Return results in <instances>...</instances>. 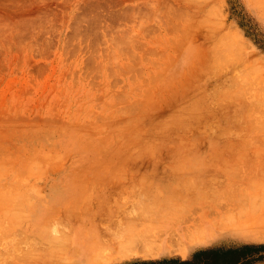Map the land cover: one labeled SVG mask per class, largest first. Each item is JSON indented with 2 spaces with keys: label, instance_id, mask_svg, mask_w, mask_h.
Here are the masks:
<instances>
[{
  "label": "rangeland",
  "instance_id": "rangeland-1",
  "mask_svg": "<svg viewBox=\"0 0 264 264\" xmlns=\"http://www.w3.org/2000/svg\"><path fill=\"white\" fill-rule=\"evenodd\" d=\"M189 1L0 0V264H264V0Z\"/></svg>",
  "mask_w": 264,
  "mask_h": 264
},
{
  "label": "trees",
  "instance_id": "trees-1",
  "mask_svg": "<svg viewBox=\"0 0 264 264\" xmlns=\"http://www.w3.org/2000/svg\"><path fill=\"white\" fill-rule=\"evenodd\" d=\"M249 249H247L246 247L242 248V249H236V250H228V251H210V253L206 254L205 258L202 262L201 261H180V262H176L178 264H249L251 261L253 260H246L247 257L246 255L249 253L248 251ZM254 253H259L260 251H264V248H254L252 249ZM248 251V253H247ZM221 253V254H219ZM213 254V258H210L209 256H211ZM204 256L203 254H200L199 256L196 257H202ZM261 256H259L256 259H259ZM209 258L211 259V262L209 263L208 260ZM242 260H244L243 262H241ZM141 264H153L151 263H147V262H141Z\"/></svg>",
  "mask_w": 264,
  "mask_h": 264
},
{
  "label": "bare ground",
  "instance_id": "bare-ground-1",
  "mask_svg": "<svg viewBox=\"0 0 264 264\" xmlns=\"http://www.w3.org/2000/svg\"><path fill=\"white\" fill-rule=\"evenodd\" d=\"M189 2H191V0H190ZM195 2H197V1H195ZM199 2H200V0H199ZM168 13H170V12H168ZM183 13L185 14L184 11H183L181 14H183ZM228 39H230L231 41L233 40V39H231V38H228ZM231 41H228V43H229V42L231 43ZM233 41H234V40H233ZM224 43H225V42H224ZM228 43H227V44H228ZM230 43H229L228 46L231 47L232 45H230ZM233 44H234V42H233ZM7 198H8V200H11V197H7ZM252 208H253V207H252ZM15 216H16V215H15ZM17 218H19V217L17 216ZM161 218H162V217H161ZM13 220H14V219H13ZM14 221H15V220H14ZM18 221H19V220H18ZM146 227H147V226H146ZM147 231H148V230H147ZM159 231H160V230H158V233H159ZM129 232H130V231H129ZM160 232H162V231H160ZM172 232L175 233L174 231H172ZM130 233H131V232H130ZM130 233H129V234H130ZM158 233H157V235H158ZM131 234H132V233H131ZM50 235H52V234L50 233ZM127 235H128V234H127ZM142 235L144 236V235H146V234H142ZM142 235H140V234L138 235V236H141V237H138V236L136 237V235H135V236H133L134 238L131 236L133 239L127 237V238L129 239L128 241L125 242V243L127 244V246H126V244H125V245L123 244V246H121V247H123L122 250L124 251L125 247H126V249H125L126 252H127L129 249H130V251L134 250V249H135L134 245L136 246L137 242L139 241V238H140V242L142 241V237H143ZM160 235H162V233H161ZM128 236H129V235H128ZM149 236L152 237V233H150ZM175 236H176V234H175ZM146 237H147V235L145 236V238L143 239V241H142L141 243H140V242L138 243V244H140V246H139V248H137V249L140 250V247H141V250H140L141 252L143 251V249L146 248L147 244H148L147 248H150V246H151V241H152V240H153V241H152V246L154 245V243H156V240H155V239H151V238L148 239L149 237H147V238H146ZM158 237L160 238L159 235H158ZM172 237H173L172 235H169L168 238H170V239L167 240L168 243H169V240H172V241H173L174 237H173V238H172ZM177 237H178V236H177ZM177 237H176V238H177ZM50 238H51V237H50ZM50 238H49V240L51 241L52 238H51V239H50ZM137 238H138V240H137ZM135 239L137 240V242L135 241ZM145 239H146V240H145ZM125 240H126V239H125ZM55 241H57V240H55ZM146 241H147V243H146ZM158 241H159V240H158ZM172 241H171V245H172V247H173V244H175L176 242H178V238H177V241H176L175 243H173L175 240H174L173 242H172ZM179 241H180V240H179ZM52 242H53V241H52ZM135 242H136V244H135ZM153 242H154V243H153ZM144 243H145V244H144ZM119 245H121V243H120ZM131 245H132V246H131ZM141 245H142V246H141ZM143 245H144L145 248L143 247ZM155 245H156V244H155ZM169 245H170V243H169ZM59 247H60V246H59ZM127 247H128L129 249H128ZM153 247L156 248V246H153ZM172 247H171V249H173ZM118 248H120V246H118ZM127 249H128V250H127ZM156 249L158 250V248H156ZM156 249H152V247H151V250H156ZM120 250H121V248H120ZM151 250L149 251V253H150V252H151V253L154 252V251H151ZM118 251H119V250H118ZM130 251H129V253H130ZM137 252H138V250H137ZM119 253H120V252H119ZM145 253L147 254V256L149 255L148 252H145V251H144L143 254H145ZM151 253H150V254H151ZM125 254H126V253H125ZM122 255H123V254H122ZM126 255H127V254H126ZM152 255H153V254H152ZM94 256H98V255H94ZM150 256H151V255H150ZM95 260H96V258H95Z\"/></svg>",
  "mask_w": 264,
  "mask_h": 264
}]
</instances>
